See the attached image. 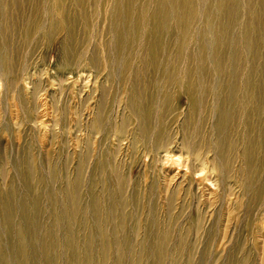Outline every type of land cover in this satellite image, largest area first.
<instances>
[{
  "label": "rangeland",
  "instance_id": "obj_1",
  "mask_svg": "<svg viewBox=\"0 0 264 264\" xmlns=\"http://www.w3.org/2000/svg\"><path fill=\"white\" fill-rule=\"evenodd\" d=\"M215 1L182 39L131 0H0V264H264V0L227 43Z\"/></svg>",
  "mask_w": 264,
  "mask_h": 264
},
{
  "label": "bare ground",
  "instance_id": "obj_2",
  "mask_svg": "<svg viewBox=\"0 0 264 264\" xmlns=\"http://www.w3.org/2000/svg\"><path fill=\"white\" fill-rule=\"evenodd\" d=\"M97 0H95L96 2ZM134 3L140 4L141 12L143 13V18L140 19L141 24L142 20H150L153 25L150 27L155 28V30H162L164 26H161L162 22L165 21L162 18L165 16L166 13H169V17L174 19V21L177 24V28L179 31V38H186L187 35V29L189 22H191L196 16H195V4L197 0H131ZM203 2V12L211 13L212 11L208 8V3L213 2V0H201ZM14 2V1H13ZM120 2H124V0H120ZM130 2L131 11L133 10V4ZM156 2V9L154 8V12L150 9L153 8V3ZM215 10L218 12H225L226 18L229 19L230 23L224 27L220 26L219 24H216L214 27L216 32V40L227 43L228 40H230V32L233 29L234 26L237 25V22L239 21V9L241 7V0H216ZM45 3V1L43 2ZM3 4V3H2ZM155 6V5H154ZM167 9V10H166ZM164 10V12H162ZM41 16L36 21H28L26 29H25V43L29 46L32 38H31V30H40L42 28L43 23L47 19V11L48 8L44 7L41 10ZM117 11V9H116ZM129 11V9H128ZM3 10L0 7V20L2 17ZM164 15V16H163ZM6 17V16H5ZM131 18V17H130ZM211 19H218V17H210ZM247 21L251 23L252 19L247 18ZM254 21V20H253ZM35 22V24H34ZM114 22L116 23V19L114 18ZM115 23L113 24L115 26ZM160 25V26H159ZM249 25V24H248ZM162 27V28H161ZM165 28V27H164ZM116 29V28H115ZM186 29V30H184ZM117 30V29H116ZM1 31V28H0ZM118 31V30H117ZM246 44L251 41V39L254 37L252 33L248 30V28L245 26L243 27V30L241 32ZM121 35V34H120ZM31 38V39H30ZM223 39V41H222ZM124 45V40H121V43H117V49L122 47ZM5 37L4 33L0 34V66L2 68H6V59H5ZM204 65V63H203ZM220 69H222L223 64H219ZM218 67V69H219ZM205 75V74H202ZM236 77V76H235ZM239 77V76H238ZM249 79V78H247ZM237 81V80H236ZM253 95V94H252ZM256 95V94H255ZM162 103V102H161ZM168 103V102H167ZM167 103H164L165 106H167ZM194 106H197L196 103H194ZM149 116L143 115L142 116V137L145 136V142L147 144H153V142L158 141L159 138L163 135V127L160 125L158 130V134L154 133L152 136V139H147V131L150 129L148 126ZM228 121V120H227ZM226 123V122H225ZM220 127V126H219ZM220 127L219 129H221ZM144 139V138H143ZM156 143V142H155ZM254 146V145H253ZM248 149V148H247ZM248 152H246L247 155ZM198 156V155H197ZM247 168H250V161L246 162ZM256 178V177H255ZM261 184V185H260ZM253 196L256 198V202L260 203L261 206L264 204V181L260 180L259 183L256 184V188L253 190ZM263 202V203H262ZM259 207V206H258ZM261 217V216H260ZM263 220V219H262Z\"/></svg>",
  "mask_w": 264,
  "mask_h": 264
}]
</instances>
